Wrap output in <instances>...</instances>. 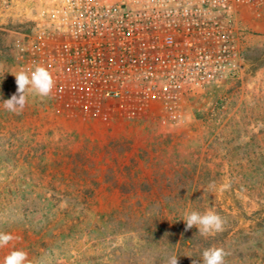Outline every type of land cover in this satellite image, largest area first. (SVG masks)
<instances>
[{
  "label": "rangeland",
  "instance_id": "1",
  "mask_svg": "<svg viewBox=\"0 0 264 264\" xmlns=\"http://www.w3.org/2000/svg\"><path fill=\"white\" fill-rule=\"evenodd\" d=\"M43 6L0 0V231L14 237L0 262L22 249L31 264H167L150 231L168 227L194 239L178 264H203L213 246L225 264H264V8L241 11L254 25L240 14L239 71L186 95L177 118L154 101L104 120L50 97L3 108L17 92L18 43ZM193 210L218 213L223 231H186Z\"/></svg>",
  "mask_w": 264,
  "mask_h": 264
},
{
  "label": "built area",
  "instance_id": "2",
  "mask_svg": "<svg viewBox=\"0 0 264 264\" xmlns=\"http://www.w3.org/2000/svg\"><path fill=\"white\" fill-rule=\"evenodd\" d=\"M16 49L19 71L55 79L50 98L71 113L128 118L183 98L240 68V14L264 0H41ZM178 112V113H177Z\"/></svg>",
  "mask_w": 264,
  "mask_h": 264
},
{
  "label": "clouds",
  "instance_id": "3",
  "mask_svg": "<svg viewBox=\"0 0 264 264\" xmlns=\"http://www.w3.org/2000/svg\"><path fill=\"white\" fill-rule=\"evenodd\" d=\"M13 74L16 78L17 92L2 103L6 111L18 114L26 107L30 95L39 98H48L52 95L56 82L45 66L37 65L32 69ZM182 219L186 222V231L195 226L198 228V233L205 238L222 232L225 224V220L211 210L204 213L195 210L186 212ZM13 239L12 234L0 231V248L7 246ZM185 255L192 256L190 253ZM226 256L227 253L223 248L214 246L205 248L201 252L203 264H225ZM0 264H31V261L26 251L16 249L8 253ZM167 264H178L177 254L171 255ZM193 264L197 262L193 260Z\"/></svg>",
  "mask_w": 264,
  "mask_h": 264
},
{
  "label": "trees",
  "instance_id": "4",
  "mask_svg": "<svg viewBox=\"0 0 264 264\" xmlns=\"http://www.w3.org/2000/svg\"><path fill=\"white\" fill-rule=\"evenodd\" d=\"M148 229H152L151 226ZM160 230L163 232L162 237L161 235L159 236L157 235L158 234L157 229L152 230L150 232L153 233V238L155 239V241L162 242L169 248L170 256L173 254H177L178 260L181 257L182 253L184 252V248L186 246H191L194 243L193 238H187L185 237V235L183 237V234L182 236H179V234L177 232H174L171 228L161 227Z\"/></svg>",
  "mask_w": 264,
  "mask_h": 264
},
{
  "label": "crops",
  "instance_id": "5",
  "mask_svg": "<svg viewBox=\"0 0 264 264\" xmlns=\"http://www.w3.org/2000/svg\"><path fill=\"white\" fill-rule=\"evenodd\" d=\"M249 10H244L242 13H241V16H242V18L244 17V19H245V22H244V19H243V22L246 24V25H254V23H253V21H251V19L250 18H248V12ZM258 26H260L261 27V30H263L264 29V21L262 22H260L259 23V25Z\"/></svg>",
  "mask_w": 264,
  "mask_h": 264
}]
</instances>
